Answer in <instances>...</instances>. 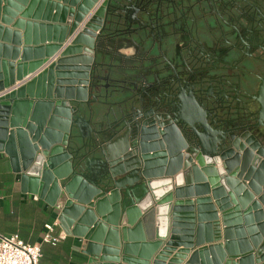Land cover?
<instances>
[{"label": "water", "instance_id": "water-1", "mask_svg": "<svg viewBox=\"0 0 264 264\" xmlns=\"http://www.w3.org/2000/svg\"><path fill=\"white\" fill-rule=\"evenodd\" d=\"M122 4L0 0V150L32 192L64 199L85 264H264V148L182 115L202 129L190 147L137 115L143 100L95 94Z\"/></svg>", "mask_w": 264, "mask_h": 264}, {"label": "flooded vegetation", "instance_id": "flooded-vegetation-1", "mask_svg": "<svg viewBox=\"0 0 264 264\" xmlns=\"http://www.w3.org/2000/svg\"><path fill=\"white\" fill-rule=\"evenodd\" d=\"M113 13L97 43L103 65L90 71L95 94L143 100L137 115L190 147L202 129L182 115L206 137L264 148V0H123Z\"/></svg>", "mask_w": 264, "mask_h": 264}, {"label": "crops", "instance_id": "crops-1", "mask_svg": "<svg viewBox=\"0 0 264 264\" xmlns=\"http://www.w3.org/2000/svg\"><path fill=\"white\" fill-rule=\"evenodd\" d=\"M35 36L40 40L41 31L37 30ZM45 36H48L47 31ZM65 44L67 45V42ZM63 206L64 199L56 205H51L40 194L32 192L29 184L23 183L21 174L13 170L10 156L4 150H0L1 235L19 234L27 243H41L43 251L41 264H85L88 258L82 252L85 240L74 235L71 228L68 230L64 228L60 220ZM55 222L57 232H64L66 238L56 245L43 243L45 225ZM222 242L223 239L219 241Z\"/></svg>", "mask_w": 264, "mask_h": 264}, {"label": "built area", "instance_id": "built-area-1", "mask_svg": "<svg viewBox=\"0 0 264 264\" xmlns=\"http://www.w3.org/2000/svg\"><path fill=\"white\" fill-rule=\"evenodd\" d=\"M74 35L67 43H70ZM57 222L45 225V232L42 238L43 243L58 244L66 238L64 232L58 233ZM43 256L42 244H30L24 241L19 234H0V264H41Z\"/></svg>", "mask_w": 264, "mask_h": 264}, {"label": "bare ground", "instance_id": "bare-ground-1", "mask_svg": "<svg viewBox=\"0 0 264 264\" xmlns=\"http://www.w3.org/2000/svg\"><path fill=\"white\" fill-rule=\"evenodd\" d=\"M100 2H101V0H100ZM100 3L98 2V5H99ZM93 12V11H92ZM91 15V14H90ZM90 15H88V18L90 17ZM88 18L84 21V23L88 20ZM81 26H83V23L81 24ZM81 28V27H80Z\"/></svg>", "mask_w": 264, "mask_h": 264}]
</instances>
